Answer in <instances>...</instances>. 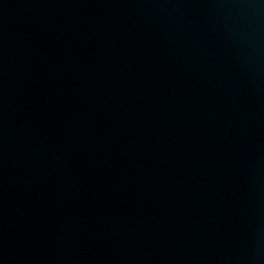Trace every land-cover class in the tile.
Returning a JSON list of instances; mask_svg holds the SVG:
<instances>
[{"label":"water","instance_id":"95a60500","mask_svg":"<svg viewBox=\"0 0 264 264\" xmlns=\"http://www.w3.org/2000/svg\"><path fill=\"white\" fill-rule=\"evenodd\" d=\"M0 264H264V0H0Z\"/></svg>","mask_w":264,"mask_h":264}]
</instances>
